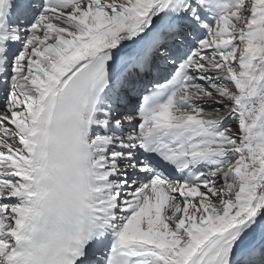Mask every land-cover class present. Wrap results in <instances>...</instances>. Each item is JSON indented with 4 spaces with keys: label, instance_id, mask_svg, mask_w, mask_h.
<instances>
[{
    "label": "snow or ice",
    "instance_id": "obj_1",
    "mask_svg": "<svg viewBox=\"0 0 264 264\" xmlns=\"http://www.w3.org/2000/svg\"><path fill=\"white\" fill-rule=\"evenodd\" d=\"M0 264H264V0H0Z\"/></svg>",
    "mask_w": 264,
    "mask_h": 264
}]
</instances>
